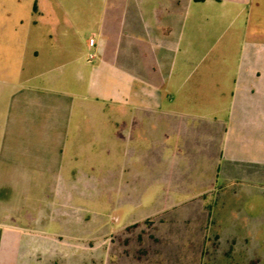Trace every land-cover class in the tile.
Here are the masks:
<instances>
[{"label": "crops", "instance_id": "obj_1", "mask_svg": "<svg viewBox=\"0 0 264 264\" xmlns=\"http://www.w3.org/2000/svg\"><path fill=\"white\" fill-rule=\"evenodd\" d=\"M220 11V0H35L56 65L19 92L20 118L0 121V191L45 226L3 218L0 264H108L109 190L155 240L171 208L209 199L213 223L234 225L231 185L264 165V0H248L237 78L220 72ZM106 109L114 119H97Z\"/></svg>", "mask_w": 264, "mask_h": 264}, {"label": "rangeland", "instance_id": "obj_2", "mask_svg": "<svg viewBox=\"0 0 264 264\" xmlns=\"http://www.w3.org/2000/svg\"><path fill=\"white\" fill-rule=\"evenodd\" d=\"M220 1L218 54L228 61L220 63V72L229 73L230 79L233 74L237 78L246 71L250 57L244 45L248 0ZM34 9L35 0H0V121L8 117L19 119L23 105L19 92L27 89L29 83H38L31 79L33 74L42 68L54 70L56 65L48 59L50 28L35 27ZM94 41L96 44L95 38ZM222 81L221 87H232V81ZM110 111L106 109L105 116L97 119L113 120ZM108 130L115 136L114 126ZM243 168L245 179L232 183L233 201L224 208L234 225L219 228L213 223L217 206L214 199H209L203 210L189 206L171 208L165 226L158 229L157 240L149 235L146 226L129 227L135 221V204L124 210L116 208L120 203L118 195L109 190L105 214L111 231L108 264H135V258L139 264H264V165L252 163ZM34 211L22 207L19 201L5 199L0 191V221L5 218L31 230H42L45 224L29 217ZM119 250L129 256L119 258Z\"/></svg>", "mask_w": 264, "mask_h": 264}, {"label": "built area", "instance_id": "obj_3", "mask_svg": "<svg viewBox=\"0 0 264 264\" xmlns=\"http://www.w3.org/2000/svg\"><path fill=\"white\" fill-rule=\"evenodd\" d=\"M88 45H89V47H92V48L95 46V41H94V38L93 37L89 39ZM94 58H95V54L94 53L89 54L88 61H90V60H92Z\"/></svg>", "mask_w": 264, "mask_h": 264}, {"label": "trees", "instance_id": "obj_4", "mask_svg": "<svg viewBox=\"0 0 264 264\" xmlns=\"http://www.w3.org/2000/svg\"><path fill=\"white\" fill-rule=\"evenodd\" d=\"M133 228L135 227V225L132 226Z\"/></svg>", "mask_w": 264, "mask_h": 264}]
</instances>
